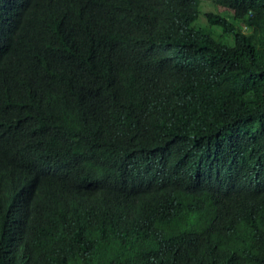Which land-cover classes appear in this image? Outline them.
I'll return each mask as SVG.
<instances>
[{"label":"trees","instance_id":"1","mask_svg":"<svg viewBox=\"0 0 264 264\" xmlns=\"http://www.w3.org/2000/svg\"><path fill=\"white\" fill-rule=\"evenodd\" d=\"M210 2L232 21L205 12L173 69L140 36L150 0H0V264H215L228 193L189 172L215 170L224 132L227 161L264 159V0ZM155 152L170 167L138 179ZM229 249L264 264V246Z\"/></svg>","mask_w":264,"mask_h":264},{"label":"clouds","instance_id":"2","mask_svg":"<svg viewBox=\"0 0 264 264\" xmlns=\"http://www.w3.org/2000/svg\"><path fill=\"white\" fill-rule=\"evenodd\" d=\"M191 1L150 0L152 5L145 13V28L140 36L147 39L153 54L173 69L186 65L191 55L193 40L200 37L198 35L202 34L207 26L205 12L224 17L227 22L232 21L230 9L215 6L210 0H197L202 10L198 14L192 13L178 20L162 19L155 11L158 7L189 5ZM201 17L203 20L200 19ZM232 24L235 26V20ZM237 31L242 34L249 33L246 24ZM213 32L216 37L222 36L233 45L232 33L222 31L219 26H214ZM240 32L238 35H241ZM222 137L221 143L215 150L218 152L214 159L215 170L207 174L197 170L189 173L193 181L212 180L218 189L228 193L223 199L218 200L216 208L225 210L227 214L231 213L232 220L229 217L224 221L217 220L214 228L210 230L211 236L216 238L218 248L210 258L215 264H239L229 249L230 243L240 242L253 248L264 246V159L256 162L251 154L241 161H227L226 158L230 154L227 147H232L233 143L227 133L224 132ZM148 161H150L146 163L148 167L143 163L133 168L140 180H150L153 175L156 176L167 170L172 158L167 153L155 152L150 154Z\"/></svg>","mask_w":264,"mask_h":264},{"label":"rangeland","instance_id":"3","mask_svg":"<svg viewBox=\"0 0 264 264\" xmlns=\"http://www.w3.org/2000/svg\"><path fill=\"white\" fill-rule=\"evenodd\" d=\"M220 11H221V10H220ZM200 19H202V20H203V17H201ZM202 20H201V22H203ZM202 24H203V23H202Z\"/></svg>","mask_w":264,"mask_h":264}]
</instances>
